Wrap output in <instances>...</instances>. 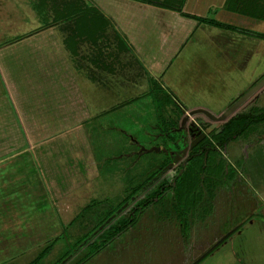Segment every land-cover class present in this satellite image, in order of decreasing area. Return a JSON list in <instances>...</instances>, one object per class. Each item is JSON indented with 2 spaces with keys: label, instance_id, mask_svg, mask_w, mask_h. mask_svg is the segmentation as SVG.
Listing matches in <instances>:
<instances>
[{
  "label": "rangeland",
  "instance_id": "obj_1",
  "mask_svg": "<svg viewBox=\"0 0 264 264\" xmlns=\"http://www.w3.org/2000/svg\"><path fill=\"white\" fill-rule=\"evenodd\" d=\"M90 1L107 15V10L115 7V0ZM225 1H196L198 16L238 30L207 24L194 28L178 65L170 68L160 84L188 116L197 110L220 116L264 77V37L259 36H264V17L223 16L221 6L225 7ZM88 3L0 0V79L1 83L5 81L0 111L10 116L14 104L6 86L14 93L17 89L22 94L29 92L24 101L30 107L39 104L45 92L55 99L53 111H49L55 121L49 115V126L53 122L58 126L49 127L47 122L44 127H36L23 118V131L13 143L0 137V141L8 142V149L26 136L29 140L26 145L23 140L21 149L27 154L0 162V264H13L9 260L15 254V262L20 261L15 264H30L47 245L50 252L41 264H264V123L226 150L185 164L186 173L200 176L195 183V177H187L185 183L186 188H195L192 196L196 200H189L190 190L183 192L181 200L175 191L167 192L141 216L136 218L135 214L134 225L106 248L96 252L88 245L93 238L98 239L105 226L100 224L110 223L134 200L146 198L149 193L143 185L149 180L153 179L149 192L160 182L172 180L175 168L167 171L164 167L167 161L173 166L177 163L178 149L168 154L161 152L164 146H154L167 143L170 147L167 140L180 138L172 133L173 138L165 140L168 121L162 119H177V109L169 110L162 94L151 91L149 96L142 95L150 91L137 88L147 83L142 73L135 75L130 70L133 66L126 50L120 47L110 51L109 47L117 44L112 27H108L102 43L93 49L87 47L86 41L96 42L99 31L94 19L79 16L89 10L84 9ZM250 3L247 6L252 8ZM44 18L51 28H41ZM69 39L75 41L71 53L66 48ZM78 44L84 48H79V60L75 55ZM66 53L70 77L63 75L58 81L61 70L57 68L66 69ZM107 55V61H103ZM108 63L114 65L116 87L105 89L104 82L76 77L83 73L88 76ZM44 65L49 75L44 78L45 89L37 91L27 75L32 77V70L37 75ZM78 84L84 95L77 91ZM238 113H264V87ZM89 114L90 120L82 123ZM198 118L203 117L192 115L182 127L196 129V134L188 136L191 152L221 131V125L210 131L211 121L199 125ZM57 131L63 135L58 137L54 134ZM53 139H57L54 145L50 142ZM45 176L49 186L45 185ZM136 190L144 195H135L108 219ZM134 208H129L125 217Z\"/></svg>",
  "mask_w": 264,
  "mask_h": 264
},
{
  "label": "crops",
  "instance_id": "obj_2",
  "mask_svg": "<svg viewBox=\"0 0 264 264\" xmlns=\"http://www.w3.org/2000/svg\"><path fill=\"white\" fill-rule=\"evenodd\" d=\"M196 1L198 0H187L184 6V13H186L187 15L198 16L199 4H197ZM226 2L227 1H225L224 3L225 6H226ZM114 4L115 7L112 6L110 10L109 9L107 10L109 16L106 13L105 14L110 18L112 23H114L116 29L121 33V36L126 40L128 47V49L126 47V53L128 54L129 61L132 63L133 66V68H131L130 70L133 73H136L135 75H139L141 73L144 75L143 78L145 79L147 85L142 84L140 87L137 88L140 89L142 88V90L150 91L151 85L149 84V81L151 79H156L157 81L159 80L158 81L159 84H162V80L164 77L168 75V73L171 70L170 68L176 66V63L178 65L180 55L188 43V39H187L188 35L191 33V31L194 28L200 27L202 23H199L194 19L183 17L181 14L173 10L162 9L152 5L134 2L131 0H115ZM221 8L225 10L223 12V16L240 14L235 12L233 13L227 10L224 6H221ZM118 14H120V17L118 16ZM53 43L54 42L52 41L51 47L53 46ZM55 44L59 47L57 41H55ZM48 47H50V45H48ZM38 59L40 60L41 56H39ZM60 60L62 66L63 64L62 58H60ZM64 60L66 64V69H64L63 66L61 69L57 68V71L61 70L59 71L60 74L57 73L56 76V80L58 81L63 80V75L67 76L68 79L70 77V73L68 71L69 57L67 53ZM40 61L37 62V64H39ZM37 64L35 65V67L37 66ZM130 67L131 65H129V68ZM40 69L38 70V68H36V70L39 71L37 72V75L35 74L34 70H32L34 74V75L32 74V77L29 78V74L27 75L28 79H30V82L31 83L33 82V84L35 82L34 86L35 87L37 86L39 88L37 89V91L38 90L40 91L41 89L43 90L45 89L43 85L45 84L46 80L44 78H46L47 77L46 74H48L47 66H45L43 70L41 69L42 72L40 71ZM113 73H115L114 65L108 63L106 65H103L102 68L98 70H94L93 73L90 72L88 76H86L87 74L83 73L80 75L77 74L76 77L80 76V78L82 79L89 78L92 79L93 81L104 82V84H102L104 88L111 89L112 86L116 87L117 84V82L116 83L113 82V81H117V77L112 75ZM20 75L22 74L20 73ZM18 79L19 81L17 82L20 83L22 79L20 77H18ZM107 81H110V83L108 84ZM2 83H5V81H2ZM2 83L0 79V99L3 98L2 96L4 95L2 94L3 91ZM69 86L70 85H68V87ZM162 87L165 88L164 86ZM6 88L8 90L7 93L9 94L8 95L9 98L11 99V97H13L14 104L11 106L12 107L11 114L13 116L11 114L10 116H6L5 114H2V111H0V128L3 127V130H0V134H1L0 137L3 136L5 138H9L8 142L13 143L14 138L16 139L17 135L21 131H23V127H24L23 118L25 120H28L29 124L31 123V121L34 122L36 127L38 126L44 127L45 123L47 122L49 126V115L51 116L52 120L55 121V119L53 118V114L49 113V111L50 112L51 110L53 111V103L55 99L49 97L47 93L45 92L42 93L41 98L44 99L40 101L39 104L36 103L30 107L27 106V103L24 101L26 96L31 95L29 92L22 94L21 90L18 91L17 89V91L14 93L7 86ZM77 91L81 95H84L81 91L79 84L77 87ZM144 94L149 95V92L145 93L143 91L142 95ZM232 105L233 103L229 107H231ZM65 116L69 117L68 111H66ZM42 118L45 119L42 120ZM89 118H90V114L84 117L82 123L89 121L90 120ZM36 123H38V125ZM30 126L31 125H29V127ZM51 126L58 127L56 126L55 122H53ZM36 127L34 129H36ZM54 134L57 135L58 137L59 136L61 137V135H63V132L57 131ZM23 140L26 145V141L27 142L29 141L28 136L24 137ZM23 140L20 143L16 144L17 145L16 147L11 146L9 149L6 148L8 146V142L0 141V162L7 159L8 160L12 159L16 155L21 156L22 154L23 155L27 154L26 151L21 152L22 151L21 149L23 147L22 146ZM55 140L57 139H53L50 142L54 145L56 144L53 143V141ZM37 143L38 141L37 142L35 141V144ZM29 148L31 149V146H29ZM35 153L36 152H34L33 155H35ZM45 154L49 155V153L47 152H45ZM45 159H47L46 161H49L48 157H46ZM40 170H41L40 172L42 173L43 172L42 168H40ZM45 178H46L45 185L49 186V181L46 176ZM15 255H11L12 257L9 260L10 262L11 261L14 262L13 264L20 262V261L15 262L16 261L15 257L18 254L16 256Z\"/></svg>",
  "mask_w": 264,
  "mask_h": 264
},
{
  "label": "trees",
  "instance_id": "obj_3",
  "mask_svg": "<svg viewBox=\"0 0 264 264\" xmlns=\"http://www.w3.org/2000/svg\"><path fill=\"white\" fill-rule=\"evenodd\" d=\"M134 2H139V3H144V4H148V5H152L158 8H162V9H168V10H173L178 12L179 14H181L183 17L189 18V19H194L196 21H198L199 23L202 24H207L210 26H214L216 28H224L226 30H238L236 29V27H233L231 25H227L224 23H221L219 21H215V20H209L207 18H202V17H198V16H193V15H187L186 13H184V6L187 2V0H131ZM251 2L250 4H252L251 6H253L252 8H249L247 5L248 3ZM95 3L89 0V3L86 5V7L84 9H89L87 12H84L83 14L79 15L81 16V18L86 19L89 21V19H94V22L96 23V28L99 30L96 34L95 40L96 42H92V41H86L87 47L89 48H95V45L99 43H102L103 40H105V35L108 32V27H112L113 31H114V42H116V45H112L111 47H109L110 51L112 52L113 50H119L120 47H123L126 50L127 47V43L126 40L121 36V33L116 29L114 23H112V21L110 20V18L104 13L101 12V10L95 5ZM264 0H227L226 2V6L225 8L231 12H235V13H240V15H249L252 16L254 18H259V16H263L264 17ZM253 11H255V13H253ZM45 16V14L42 15V17ZM70 17V16H69ZM101 20V24L99 25L97 23V20ZM42 24L40 25L41 28L46 25L49 26V28H51V23L47 20L42 19ZM49 23V24H48ZM58 23V22H57ZM55 25V24H54ZM102 25V26H101ZM40 28V27H39ZM39 30V29H38ZM37 31V29H36ZM245 32V31H242ZM260 37H264L263 35H259ZM22 39V37L19 38V40ZM74 39V38H73ZM102 40V42H101ZM74 40H70L67 43V50L68 52L71 53V48L75 47L74 45ZM105 44V41H104ZM78 46V51L75 50V52H77L75 55L76 57L81 56L80 54V50L79 48L84 49L81 45H77ZM128 49V47H127ZM67 52V53H68ZM74 52V53H75ZM69 54V53H68ZM89 57V55H88ZM87 57V58H88ZM107 56H103L102 59L103 61H107ZM112 57V53L109 54V59ZM84 58V57H83ZM86 58V60H88ZM93 58V56H90V59ZM98 59V58H97ZM76 61L79 64V61ZM111 60V59H110ZM103 65L100 66V68H102ZM76 72L77 69H75ZM151 83V88H150V92L149 95L151 94V91L153 93H157L161 96H163V101H164V105L169 108V110H173L175 111V109H177V114L178 118L177 119H169L167 117H163L162 119L168 121L167 125H165V127H167V131H165L164 135H165V140H167L166 138H170L172 139L173 137L171 136L172 133H174L175 136H178L180 138H176L175 140H167V142L170 143V147L167 145V143H163V145H159L157 144L156 148L161 149L162 146L165 147V150L161 149V152H168V154H170L171 152H174L175 154V149H178L176 151H178L177 153H179V158L177 159V163L173 166V164L171 163V161H167V164H165L164 169L166 168L167 171L172 170V168H175V173L174 176L172 177V180L169 181L168 183H166L167 181H163L160 182V185H157L158 188L154 189L152 192H149L151 190V186H149L153 179L149 180V182H147L145 185H143L145 187H147L146 192L149 193L146 195L145 199H142L141 201H135L132 202L126 209H123V211L116 215L114 217V219H112V221L110 223H106V221H104L102 224L100 225H105L103 230L100 231V233L97 235L98 239L96 240L95 238L92 239V243L88 244L89 246L93 247V249H97V251H100L104 248L107 247V245L114 241L117 237V235H121L122 233L126 232L130 227H132L136 221L137 216L144 212V210L150 206H152L153 204H156L157 202H160L163 200L165 194L167 192L170 191H175L177 194V199L180 200L183 198L184 194L183 192L186 190H190V194H191V199H195L193 195V192L195 191V188L191 189L189 187H185L186 183V179L187 177H195L193 178V181L198 179L200 176H197V174L195 172L193 173H186L185 172V164L187 162H193V161H198L200 162L203 159H206L207 157H209L210 155L213 156L214 153L216 152H222L224 150H226V148L233 142H236L239 138L244 137L246 134H248L253 128H255L256 126L263 124L264 123V113L261 114H254V113H248V114H239L238 111L243 107V104L240 109L234 114L232 115L228 120H226L225 122L221 123V131L219 134H214L212 139H207L205 142L200 143V145L191 152V142L188 141V136L191 133V127L187 126L182 128L183 126L182 121L184 120V118L188 117V114L185 113V111L179 107L177 105V102H175L172 99L171 94L166 93L164 90V88L159 84V82L156 79H151L150 80ZM148 95V94H147ZM148 95V96H149ZM242 96H240L239 98H237L235 100L238 101ZM234 104V103H233ZM183 110V111H182ZM222 115V114H221ZM201 117H203L205 119V121H210L208 118H206L205 116L201 115ZM198 129H201V127H197ZM183 133L182 135H177L176 133ZM182 144H181V142ZM180 142V143H179ZM215 142V143H214ZM176 145V146H175ZM177 147V148H174ZM169 148V149H167ZM170 150H172L170 152ZM172 164V165H171ZM165 171V172H167ZM161 179V177L159 178ZM157 179V180H159ZM201 181V180H199ZM196 181H194L193 183H195ZM209 185L211 180L210 178L208 179ZM159 184V183H158ZM145 190V189H144ZM192 191V192H191ZM138 193V194H137ZM143 191L141 192V190H136L134 191L131 195L130 198H127L122 205H119L118 208H116L112 213H110L108 215V219L113 216L115 213H117V211L119 209H121V207L128 201L131 200L132 197H134L135 195H139V198L141 196L144 195ZM196 200V199H195ZM194 202V201H193ZM196 203V202H195ZM181 205V203H180ZM132 206H135V208L132 211L131 215H128L125 217V215L128 213V209L131 208ZM195 206V205H194ZM193 206V207H194ZM136 214V218L133 219V216ZM89 242V241H88ZM225 241L222 242L225 243ZM221 245V244H220ZM220 245H218L217 247H219ZM48 248V245L45 247V249L41 250L39 252V254L37 255V257L34 259V261H32L30 264H41V262L44 260V257H46L50 250L46 249ZM49 250V251H48ZM211 254V253H210ZM88 259V258H87ZM59 264V263H58Z\"/></svg>",
  "mask_w": 264,
  "mask_h": 264
},
{
  "label": "water",
  "instance_id": "obj_4",
  "mask_svg": "<svg viewBox=\"0 0 264 264\" xmlns=\"http://www.w3.org/2000/svg\"><path fill=\"white\" fill-rule=\"evenodd\" d=\"M264 87V77L262 78V80H260L251 90H249V92H247L244 96H242L238 101H236L226 112H224L220 117H216L215 115L211 114L208 111H203V110H197L194 111L192 113H190V115L185 119V121L191 117L192 115L195 114H201L203 116H205L206 118H208L213 124L211 126H209V130L212 131L215 128L218 127L219 123L225 122L226 120H228L232 115H234L239 109L240 107L246 103L255 93H257L260 89H262ZM182 124V126H184L185 124ZM197 123L199 125H205L206 121L204 118H198L197 119Z\"/></svg>",
  "mask_w": 264,
  "mask_h": 264
},
{
  "label": "flooded vegetation",
  "instance_id": "obj_5",
  "mask_svg": "<svg viewBox=\"0 0 264 264\" xmlns=\"http://www.w3.org/2000/svg\"><path fill=\"white\" fill-rule=\"evenodd\" d=\"M215 116H216V117H220L221 115H220V116H218V115H215ZM212 124H213V123H212ZM212 124H211V125H212ZM219 125H221V123H219V124H218V127H219ZM191 132H192V133H194V134H196V129H195V128H194V129H192V130H191Z\"/></svg>",
  "mask_w": 264,
  "mask_h": 264
}]
</instances>
